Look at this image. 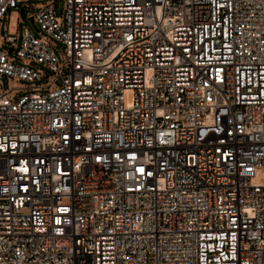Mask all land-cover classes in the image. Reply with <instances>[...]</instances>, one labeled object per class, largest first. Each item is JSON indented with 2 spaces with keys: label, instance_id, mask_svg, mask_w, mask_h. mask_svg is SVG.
<instances>
[{
  "label": "built area",
  "instance_id": "2783aa9c",
  "mask_svg": "<svg viewBox=\"0 0 264 264\" xmlns=\"http://www.w3.org/2000/svg\"><path fill=\"white\" fill-rule=\"evenodd\" d=\"M57 7L0 49V264H264V0Z\"/></svg>",
  "mask_w": 264,
  "mask_h": 264
},
{
  "label": "rangeland",
  "instance_id": "374dc122",
  "mask_svg": "<svg viewBox=\"0 0 264 264\" xmlns=\"http://www.w3.org/2000/svg\"><path fill=\"white\" fill-rule=\"evenodd\" d=\"M64 0H26L20 5V9H10L9 13L2 18L0 23V49L6 50L8 62L15 65H24L28 62L25 59H19L16 57V52L20 49L22 44V38L24 35V30L26 27H29L32 33L36 38L43 43L49 44L54 48H59L60 44L58 41L53 39V37L46 34L44 31H37V24L31 23L29 21L30 17L35 15L37 12L44 10L50 5L58 4L56 11V19L61 27H65V15L60 12V5ZM17 39V42L12 45L7 43V38ZM12 46H16L15 52H10L9 49ZM57 57L59 58L60 65L63 69V63L65 61V53L63 51L57 52ZM32 67L38 66L40 69H45L43 65H39L36 62L30 63ZM37 82L32 83L26 80H21L18 78H13L9 76H4L2 81V88L5 92L9 93V90H14L18 85H23L27 88L23 94H29L32 92H48L47 90L43 91L40 89H32L33 85ZM21 94V96L23 95ZM16 93L12 92L9 94V98L12 101L17 100Z\"/></svg>",
  "mask_w": 264,
  "mask_h": 264
},
{
  "label": "water",
  "instance_id": "95a60500",
  "mask_svg": "<svg viewBox=\"0 0 264 264\" xmlns=\"http://www.w3.org/2000/svg\"><path fill=\"white\" fill-rule=\"evenodd\" d=\"M60 12H61V13L63 12V9H62V8L60 9ZM29 21H30L31 23H33V22H34V19H33V18H30ZM9 51H10V52H13V51H14V48L11 47V48L9 49Z\"/></svg>",
  "mask_w": 264,
  "mask_h": 264
}]
</instances>
